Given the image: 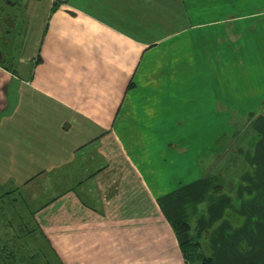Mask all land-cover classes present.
Here are the masks:
<instances>
[{
  "label": "crops",
  "instance_id": "crops-1",
  "mask_svg": "<svg viewBox=\"0 0 264 264\" xmlns=\"http://www.w3.org/2000/svg\"><path fill=\"white\" fill-rule=\"evenodd\" d=\"M5 3L1 197L43 204L62 264H187L188 240L214 264H264V115L246 116L264 103V0ZM247 127L242 163L176 176Z\"/></svg>",
  "mask_w": 264,
  "mask_h": 264
},
{
  "label": "rangeland",
  "instance_id": "rangeland-1",
  "mask_svg": "<svg viewBox=\"0 0 264 264\" xmlns=\"http://www.w3.org/2000/svg\"><path fill=\"white\" fill-rule=\"evenodd\" d=\"M5 1L6 0H0V3H5ZM9 9L10 8H8L7 13L12 14V10L9 11ZM24 28L25 26L23 25V30ZM14 39H16V41L13 43V46L18 52L19 44L23 42L24 35H22V39L17 36ZM251 114H255L256 116L260 114L264 115V103L247 113V120H251ZM249 126H251V124ZM243 128L242 124L231 125V129H233L234 132L243 133ZM245 132L246 135L242 137L237 147H233L234 150L232 151H230V149L228 152L226 151L227 145L228 143L237 142V139H233L232 135L228 140L226 137L221 139L220 141L223 142L222 144L225 146V150L219 157H210L205 154L195 156L196 150L194 149L190 155L183 158L184 164L181 166V171L176 172V176L187 178L195 175L194 173L190 175V173L186 171L190 163L189 160H191L192 165L196 161L201 166L210 163L213 158L223 159V163L226 165H228V163H242L243 155H241L237 149L240 148L244 152L249 148V144L252 145L254 143V141L251 140L252 136L248 134L250 132L253 133V130L248 128ZM183 134L186 135L185 132ZM238 137L239 136H237V138ZM199 167L200 166L197 165V168ZM232 169H235V167H232ZM196 174L200 177L203 173L198 172ZM238 174L240 173L233 171L214 173L215 176L226 181L229 179L233 180ZM5 190L8 191L9 189H0V264H62V260L57 257L55 251L51 249L50 243L44 237L45 232L42 228V221L35 219V210L40 208L43 204H29L25 201L24 197L21 198L20 194H11L2 198L1 196L5 193ZM10 190H13V188Z\"/></svg>",
  "mask_w": 264,
  "mask_h": 264
},
{
  "label": "trees",
  "instance_id": "trees-1",
  "mask_svg": "<svg viewBox=\"0 0 264 264\" xmlns=\"http://www.w3.org/2000/svg\"><path fill=\"white\" fill-rule=\"evenodd\" d=\"M256 117L257 116L255 114H251V120H254ZM6 196H8V195H6ZM174 229H175V232L177 233V235H181V234L188 233L190 231V225L186 224V223L178 224L175 226ZM46 240H47V238H46ZM181 250H182V254H183L187 264H214L212 258L207 256L201 250L200 244L198 242H192L190 240L183 242L181 244Z\"/></svg>",
  "mask_w": 264,
  "mask_h": 264
},
{
  "label": "built area",
  "instance_id": "built-area-1",
  "mask_svg": "<svg viewBox=\"0 0 264 264\" xmlns=\"http://www.w3.org/2000/svg\"><path fill=\"white\" fill-rule=\"evenodd\" d=\"M61 1H64V0H61Z\"/></svg>",
  "mask_w": 264,
  "mask_h": 264
}]
</instances>
